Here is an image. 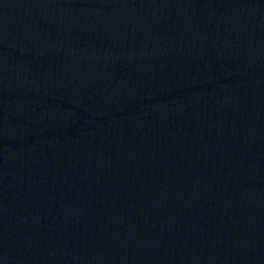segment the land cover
Wrapping results in <instances>:
<instances>
[{
  "label": "water",
  "instance_id": "95a60500",
  "mask_svg": "<svg viewBox=\"0 0 264 264\" xmlns=\"http://www.w3.org/2000/svg\"><path fill=\"white\" fill-rule=\"evenodd\" d=\"M0 264H264V0H0Z\"/></svg>",
  "mask_w": 264,
  "mask_h": 264
}]
</instances>
